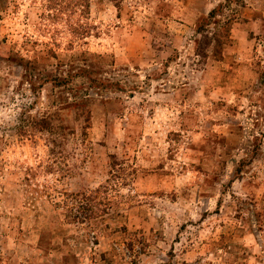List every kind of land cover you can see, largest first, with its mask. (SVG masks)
Here are the masks:
<instances>
[{
    "label": "rangeland",
    "instance_id": "374dc122",
    "mask_svg": "<svg viewBox=\"0 0 264 264\" xmlns=\"http://www.w3.org/2000/svg\"><path fill=\"white\" fill-rule=\"evenodd\" d=\"M66 3L0 0V264H264V0Z\"/></svg>",
    "mask_w": 264,
    "mask_h": 264
},
{
    "label": "trees",
    "instance_id": "16d2710c",
    "mask_svg": "<svg viewBox=\"0 0 264 264\" xmlns=\"http://www.w3.org/2000/svg\"><path fill=\"white\" fill-rule=\"evenodd\" d=\"M70 2L73 7V9L78 13L79 15H77L76 21L73 24V27L71 28V33L78 38H83V37H87L91 35V31L94 27H92V25H88L86 22L82 21V18L84 17V14L88 13V8H89V3L92 0H64L63 2L59 1V0H47V7L48 10H52V9H57L58 6L61 5V3H64L63 5H66V2ZM97 1H101V0H97ZM114 6L115 8L119 9L120 5L122 4V2L124 0H109ZM229 2V0H228ZM215 13V9L211 10L209 15ZM89 118V112L87 111L84 114V120L87 121ZM102 188V186H99L98 188H96L95 190L91 191L89 194H86L85 192H76V193H68V197L72 198V205L70 207H68L70 210L73 207L74 204L76 203H81V205H89V203H91V205L95 202V195L97 192L100 191V189Z\"/></svg>",
    "mask_w": 264,
    "mask_h": 264
}]
</instances>
